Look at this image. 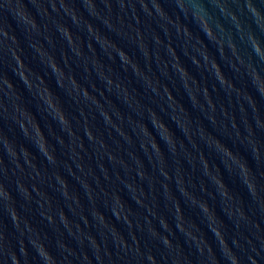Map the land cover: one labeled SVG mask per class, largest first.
I'll list each match as a JSON object with an SVG mask.
<instances>
[{
	"label": "water",
	"instance_id": "water-1",
	"mask_svg": "<svg viewBox=\"0 0 264 264\" xmlns=\"http://www.w3.org/2000/svg\"><path fill=\"white\" fill-rule=\"evenodd\" d=\"M0 264H264V0H0Z\"/></svg>",
	"mask_w": 264,
	"mask_h": 264
},
{
	"label": "clouds",
	"instance_id": "clouds-1",
	"mask_svg": "<svg viewBox=\"0 0 264 264\" xmlns=\"http://www.w3.org/2000/svg\"><path fill=\"white\" fill-rule=\"evenodd\" d=\"M256 47H258V45Z\"/></svg>",
	"mask_w": 264,
	"mask_h": 264
}]
</instances>
